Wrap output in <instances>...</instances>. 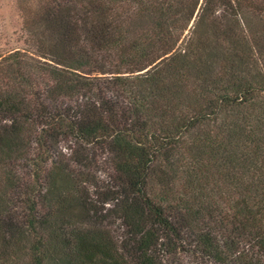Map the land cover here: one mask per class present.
<instances>
[{
	"label": "trees",
	"instance_id": "16d2710c",
	"mask_svg": "<svg viewBox=\"0 0 264 264\" xmlns=\"http://www.w3.org/2000/svg\"><path fill=\"white\" fill-rule=\"evenodd\" d=\"M16 1L0 264H264V0Z\"/></svg>",
	"mask_w": 264,
	"mask_h": 264
},
{
	"label": "rangeland",
	"instance_id": "374dc122",
	"mask_svg": "<svg viewBox=\"0 0 264 264\" xmlns=\"http://www.w3.org/2000/svg\"><path fill=\"white\" fill-rule=\"evenodd\" d=\"M22 17L16 0H0V55L23 47L21 40Z\"/></svg>",
	"mask_w": 264,
	"mask_h": 264
}]
</instances>
